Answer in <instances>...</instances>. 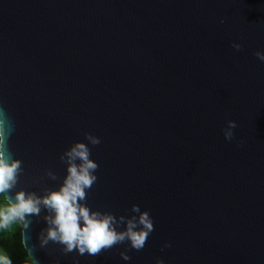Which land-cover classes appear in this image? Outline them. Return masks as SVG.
Masks as SVG:
<instances>
[{"label":"water","instance_id":"water-1","mask_svg":"<svg viewBox=\"0 0 264 264\" xmlns=\"http://www.w3.org/2000/svg\"><path fill=\"white\" fill-rule=\"evenodd\" d=\"M257 52L264 0H0V102L6 134L14 129L6 148L23 161L17 190L57 188L61 155L90 133L102 142L88 204L118 217L139 205L155 230L143 250L120 244L79 264H264ZM43 215L22 233L24 249L40 264H74L75 253L39 246Z\"/></svg>","mask_w":264,"mask_h":264},{"label":"clouds","instance_id":"clouds-1","mask_svg":"<svg viewBox=\"0 0 264 264\" xmlns=\"http://www.w3.org/2000/svg\"><path fill=\"white\" fill-rule=\"evenodd\" d=\"M237 50L240 44H233ZM256 56L264 62V52ZM7 110L0 102V232L18 225L23 236L32 226V217H41L47 227L39 234V246L46 248L50 243L60 246L64 255L75 253L78 257L98 256L111 250L114 246L127 244L128 251L143 250L146 242L155 230V222L151 213L133 205L129 215L119 217L112 212L94 210L88 204V193L98 180L99 164L92 158V147L99 145L101 138L86 134L85 141L74 142L61 155L66 165V175L55 189L45 188L42 193L18 189L20 177L24 173L23 161L15 158L6 143L14 129L11 124L5 131ZM235 121H228L223 130L225 139H234ZM46 175L52 180L60 178L48 170ZM25 245L26 239L24 241ZM166 247H171L170 244ZM32 264H40L28 248ZM124 261L131 257L127 252L120 253ZM0 264H13L12 259L0 249ZM156 264H164L157 259Z\"/></svg>","mask_w":264,"mask_h":264},{"label":"trees","instance_id":"trees-1","mask_svg":"<svg viewBox=\"0 0 264 264\" xmlns=\"http://www.w3.org/2000/svg\"><path fill=\"white\" fill-rule=\"evenodd\" d=\"M0 245L10 250L13 264H32L28 252L22 243V229L13 225L10 229L0 232Z\"/></svg>","mask_w":264,"mask_h":264},{"label":"rangeland","instance_id":"rangeland-1","mask_svg":"<svg viewBox=\"0 0 264 264\" xmlns=\"http://www.w3.org/2000/svg\"><path fill=\"white\" fill-rule=\"evenodd\" d=\"M0 249L4 250V252H5L7 255L10 256V250L7 249L5 246H1V245H0Z\"/></svg>","mask_w":264,"mask_h":264}]
</instances>
